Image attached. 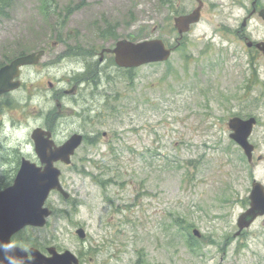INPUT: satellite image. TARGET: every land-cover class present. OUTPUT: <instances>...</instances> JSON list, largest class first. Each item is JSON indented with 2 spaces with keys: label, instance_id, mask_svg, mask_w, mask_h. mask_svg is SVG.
Returning <instances> with one entry per match:
<instances>
[{
  "label": "rangeland",
  "instance_id": "obj_1",
  "mask_svg": "<svg viewBox=\"0 0 264 264\" xmlns=\"http://www.w3.org/2000/svg\"><path fill=\"white\" fill-rule=\"evenodd\" d=\"M204 1L181 49L130 71L80 53L115 38L159 37L171 45L173 17L194 0L9 1L0 14V63L45 48L38 64L21 69V87L0 96V117L12 126L29 118L41 126L56 111L55 90L100 65L97 81L64 96L51 126L57 144L72 133L85 137L70 165L56 164L69 198L51 192L45 226L24 228L16 240L74 248L81 226L91 241H103V264H264V215L242 229L236 223L253 179L264 186V57L228 31L240 28L249 0ZM245 26L246 37L264 40L260 17ZM67 45L75 55L56 56ZM233 114L257 119L250 162L229 138ZM32 129L24 153L0 146V189L22 156L38 161Z\"/></svg>",
  "mask_w": 264,
  "mask_h": 264
},
{
  "label": "water",
  "instance_id": "obj_2",
  "mask_svg": "<svg viewBox=\"0 0 264 264\" xmlns=\"http://www.w3.org/2000/svg\"><path fill=\"white\" fill-rule=\"evenodd\" d=\"M201 2L189 14L175 19L176 26L180 30L188 29L190 23L199 19ZM259 14L264 19V9ZM256 46L264 53V42H258ZM115 63L120 67H136L145 63L166 60L171 49L167 48L161 39H150L132 42L121 39L115 43L112 49ZM43 51L24 54L13 58L9 63L0 67V94L17 89L20 86V67L36 63ZM239 122V123H236ZM254 118L246 121L232 119L230 125L235 128L231 136L243 147L248 159H251L253 146L247 142ZM51 133L40 128H35L31 134L35 142L37 153L43 167L34 162L23 159L14 177L13 183L0 191V264H22L24 250L10 243V236L25 225L43 226L46 217L51 210L44 207V202L52 189L60 191L64 197L68 193L59 183L60 170L54 166L58 160L70 163V156L81 143L82 136L73 134L62 145H55L50 139ZM250 206L241 213L237 219L239 229L247 227L258 215L264 214V188L260 182L253 181L250 194ZM79 236H83V229H77ZM195 235L199 233L194 230ZM36 254L37 251H36ZM69 251L63 256L51 257L45 260L36 259L34 264H69ZM13 257L12 260H7Z\"/></svg>",
  "mask_w": 264,
  "mask_h": 264
},
{
  "label": "flooded vegetation",
  "instance_id": "obj_3",
  "mask_svg": "<svg viewBox=\"0 0 264 264\" xmlns=\"http://www.w3.org/2000/svg\"><path fill=\"white\" fill-rule=\"evenodd\" d=\"M258 2L259 0H249V6L246 8V15L243 17L244 18V25L240 24V28H229L228 31L231 32L232 34H234L238 40H240L241 42L242 41H246L248 40V38L245 36V33L243 31L242 28H245L249 22V20L251 18H254L256 16H258V10L260 9V7L258 6ZM204 5H205V1L203 0V7H202V10L204 8ZM201 10V11H202ZM188 12V11H186ZM186 12H180L179 14L177 15H184ZM187 14V13H186ZM242 25V26H241ZM193 26V25H191ZM183 35L182 33H179V37L181 38ZM177 41V40H176ZM246 46H248L247 48L252 50L253 52H255L256 54H259L260 56H263L264 55L261 53V51L254 45V43L251 45H248V43L246 42ZM69 48L70 46L67 45ZM66 46V48L60 52H55L56 56H59V55H63V53L68 50V47ZM110 46H102L100 48V50H97L96 49H93V51H91L90 49H87L86 51L89 53L88 55H90V53H94V55H97L98 57V63L101 65L103 63H106V61H113V58H114V55L113 53H111L110 51H107V50H104L105 48H109ZM44 53H45V49H44ZM65 57V54L63 55ZM252 58H254L253 55H251ZM254 61H250L249 63H253ZM98 64V66H96V71L99 72V69H100V65ZM89 69V66H87L86 68V71ZM250 70H252V67L250 66L249 67ZM74 81H70L69 79L68 82L65 83V86L63 85L62 87L60 88H57L54 92V100L56 99H63L65 95H67V93L73 91L74 89L77 91L78 88L80 87L81 84L85 83V81H82L80 82V80H84V78L80 77V78H76L74 77L73 78ZM77 80L78 84L75 83ZM88 80V79H86ZM251 83L250 84H247L245 87H244V90L247 88L249 89L251 87ZM50 87H53V84L52 83H49ZM248 86V87H247ZM75 91V92H76ZM74 92V93H75ZM251 91L247 92L248 96L250 94ZM72 94V93H71ZM3 96V95H2ZM241 100H245V99H241ZM61 111V109H60ZM64 111V109H62V111L60 113H58L59 111H54L52 113H49L47 117L44 118V122L42 123L41 127L45 128V129H48V126H52L55 122H57V118H58V115L62 114V112ZM233 116H238V115H235L233 114ZM229 119V118H228ZM53 132V131H52ZM18 169V168H17ZM16 169V171H17ZM15 235H12L11 239L14 237ZM12 241V240H11ZM76 244L74 248H68V247H65V248H60V246H57V245H54V249L57 253H60L62 252L63 250L65 249H69L74 256H71V260L69 262V264H103V255H102V252H99V248L101 247L100 244L102 243L99 242V241H91V238H88V235L87 233H85V237L84 238H79L75 240ZM13 243V242H12ZM31 246H34L37 248V250H39V253L36 255L34 254V257L32 256V253H28L26 255V260H27V263L26 264H31V261L32 259H40V258H43V259H46V258H49L50 257V251H49V247L48 246H45V247H40V246H37L36 244H32ZM29 246H27L26 248H28ZM110 253H105V255H108ZM56 255V254H54ZM41 260V259H40Z\"/></svg>",
  "mask_w": 264,
  "mask_h": 264
},
{
  "label": "clouds",
  "instance_id": "obj_4",
  "mask_svg": "<svg viewBox=\"0 0 264 264\" xmlns=\"http://www.w3.org/2000/svg\"><path fill=\"white\" fill-rule=\"evenodd\" d=\"M3 120V128L0 130V146L16 149L21 153L25 152L28 141V133L35 126L30 118L26 124L12 126L7 116L0 117Z\"/></svg>",
  "mask_w": 264,
  "mask_h": 264
},
{
  "label": "trees",
  "instance_id": "obj_5",
  "mask_svg": "<svg viewBox=\"0 0 264 264\" xmlns=\"http://www.w3.org/2000/svg\"><path fill=\"white\" fill-rule=\"evenodd\" d=\"M9 1L10 0H0V14L3 13V10L8 6ZM162 1L165 2L167 0H162ZM45 8L49 9V4H47V5L45 4ZM63 17H65V16L63 15ZM91 77L92 76L90 75V78Z\"/></svg>",
  "mask_w": 264,
  "mask_h": 264
}]
</instances>
